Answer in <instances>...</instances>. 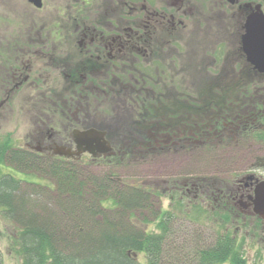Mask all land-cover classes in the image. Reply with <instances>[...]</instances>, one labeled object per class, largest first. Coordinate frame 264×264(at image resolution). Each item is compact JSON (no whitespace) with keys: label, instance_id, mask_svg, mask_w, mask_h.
<instances>
[{"label":"flooded vegetation","instance_id":"flooded-vegetation-1","mask_svg":"<svg viewBox=\"0 0 264 264\" xmlns=\"http://www.w3.org/2000/svg\"><path fill=\"white\" fill-rule=\"evenodd\" d=\"M40 1L37 6L27 0L32 12L24 20L22 17L21 24L10 23L7 18L0 20V109L19 96H30L40 104L32 127L35 135L23 148L16 149L67 163L86 165L108 160L114 151L109 155L87 151L73 154L77 149L74 131L104 132V139L114 150L113 134L119 133L111 125L115 112H130L128 116L135 118L133 127L138 116H168L166 108L164 112L155 109L148 113L144 107L153 93L151 86L159 81L144 78L143 71L156 59H169L173 63L179 57L184 60L181 52L184 44L188 48L186 59L202 65L200 60L204 62L217 44L227 45L231 50L224 55V61L226 64L231 61L233 78L226 77V83L260 86L257 91L263 92L264 72L248 60L241 41L249 22L264 20V0ZM157 3L159 9H155ZM10 26L13 28L8 30ZM70 41L74 43V51L69 49L70 43L67 47ZM57 75L61 83L55 89L53 82ZM217 81L224 82L221 76L214 79V83ZM177 104L181 106V114L171 113L178 119L194 115L195 105L185 110L184 100ZM254 106V125L244 130H251L252 134L262 131L257 126L264 121V102L257 101ZM179 123L180 127L189 128L186 123ZM215 124L213 131H220L225 124L229 128L226 118ZM34 142L37 146H32ZM245 177L248 179L242 180L244 183L237 188L238 192H232L234 195L226 186L214 188L215 198L220 199L224 210L231 211L238 204L251 213L253 200L248 196H253L256 184L264 176L251 172ZM192 182L183 181L182 193L197 189ZM229 197L230 200H223ZM260 222L264 226V221Z\"/></svg>","mask_w":264,"mask_h":264},{"label":"rangeland","instance_id":"rangeland-1","mask_svg":"<svg viewBox=\"0 0 264 264\" xmlns=\"http://www.w3.org/2000/svg\"><path fill=\"white\" fill-rule=\"evenodd\" d=\"M158 7L159 3L156 4L155 9H159ZM31 12L27 6V0H4L0 2V20L2 21L7 18L11 21L10 23L19 24L22 17L24 20L26 15ZM36 13L39 15L47 14V12ZM11 28L13 26L8 27V30ZM184 30L187 32L188 28ZM69 43V49L74 51L73 41L68 42L67 47H69ZM185 49L188 48L184 44L183 49H181L184 60L179 57L173 63L169 59H156L152 66L143 71L144 78L148 77L159 81V83L155 81L156 84L151 86V92L153 91L155 94H150L145 100L144 107L148 109V113L160 107L159 111L164 112L166 108L171 112L181 114V106L175 101L181 103L182 100H189L188 104L195 105V110H199L194 111L191 121L187 120V122L185 116L179 119L181 123L184 122L189 125V128L180 127L179 131L175 132L177 135L175 136L172 134L173 130L171 131V128L166 126V119L163 120L160 122L163 126L157 127L160 129L158 130L159 133L153 134L154 136L160 135L158 138L163 145L159 146L162 147L160 152L148 154L146 160L136 164L117 165L112 168L120 178V183L136 184L143 181L145 187L151 189V192L149 191L152 195L150 197L151 206L158 215L164 211L170 213L174 242L167 239L164 244L166 250L169 246H180L184 250V254L188 256L187 258L193 257L190 254L193 248L213 241L216 236L215 230L220 227V230L222 228L236 236L239 244L242 245L241 250L245 264H264V226L260 222L261 220L264 221V217L254 211V204L251 201V213H246V209H248L246 206L237 204V208L233 206L230 208L234 219L232 218L226 224L215 226L219 220V215L217 216L216 213L222 214L225 210L220 199L215 198V192L212 191L215 187H228L230 193L234 195L238 192L237 188L240 187V184L244 183L242 180L248 179L245 177L248 173L252 172L255 175L262 174L264 176V121H259L261 125L257 126L258 130H262L258 132L261 135L257 132L247 134L248 130L244 131L245 128L249 129L254 125L252 121L256 112L254 105L257 101L264 102V95L261 96L264 93V86H261L263 92L260 93L257 91L260 86L235 84L233 81L231 84L226 83L227 79L233 78L230 72L233 68L230 64L231 61L229 64L224 61V55L231 50L225 44H217L216 50L209 53L204 62L200 60L204 65L197 61L190 63L186 59L187 51ZM189 49L191 48L189 47ZM185 62L189 63V67H186ZM219 76L223 78L224 82L217 81L214 83V79ZM226 77L227 79H225ZM59 83H61V79L57 75L53 87L58 89ZM159 89L161 90L159 91ZM19 97L6 103L7 107L0 109L3 113L0 115V139L8 140L14 147L23 148L24 143L35 135L32 127L34 120L37 119L36 114L40 109V104L32 100L30 96ZM140 99L143 100L144 98L141 97ZM119 112L121 113L115 112L114 117L111 118L112 128L119 132L115 135L120 134L124 138L128 136L131 141H136V138H139L140 144L135 148L138 153H143L146 145H149L152 140L149 137L150 134L147 133L151 131L150 126L153 124L152 120L149 119L151 116H138L141 120H145H140V124L133 127L135 118L131 119L128 116L127 113L130 112L122 110ZM142 113L140 112V114ZM157 116L166 118L165 114ZM138 118L136 121H139ZM225 118L228 120L229 128L225 124L220 131H213L212 127L215 126V121L222 122ZM198 129L200 130L197 131ZM130 130L135 132L130 133ZM201 130H203L202 132L213 133L209 137L212 140L211 144H213L212 147L208 148L211 150L210 152L203 148L189 149L187 147L195 144ZM192 135H194V139H191ZM255 136H261V138H255ZM144 142L148 143L145 144ZM32 146H37V143H32ZM120 147L117 144L116 148L120 149ZM256 162H260V165H255ZM110 165L112 164L108 165L102 162L84 167L94 174L102 175ZM9 169H11L10 165H5L2 168L3 172L12 173ZM29 170L30 167L23 168V171L20 172L13 170V174L25 180H38L42 184L49 183L53 186V180L39 178L35 174H30ZM183 181L184 183L193 181L192 183L197 189L192 188L190 192L182 193ZM253 196H255V189ZM253 196H248L249 200L253 199ZM228 199L230 200V197L223 198V200ZM143 213L149 221L146 227L155 229L156 220L153 219L150 211H143ZM137 219L141 221V218ZM134 220L138 223L136 219ZM142 224L143 222H141ZM10 227L6 218L0 215V251L2 252L3 264H21L20 259L10 247ZM143 257L144 255L140 254L139 258L142 259Z\"/></svg>","mask_w":264,"mask_h":264},{"label":"trees","instance_id":"trees-1","mask_svg":"<svg viewBox=\"0 0 264 264\" xmlns=\"http://www.w3.org/2000/svg\"><path fill=\"white\" fill-rule=\"evenodd\" d=\"M188 103L189 100H184L185 110L192 109L193 105ZM197 110L194 107V111ZM168 112L166 118H149L153 123L151 129L156 131L147 132L152 140L143 153L135 148L140 144L139 138L131 141L128 136L113 134L114 139H118L113 141L114 153L108 158L109 162H103L112 165L102 175L84 167L90 164L42 158L0 139V215L11 226L10 247L21 264H245L242 245L236 236L220 227L215 228L213 241L193 248L190 252L193 257L187 258L180 246H169L166 250V240L174 242L170 213L164 211L158 215L151 206V189L145 187L143 181L120 183L112 168L136 164L146 160L148 154L160 152L162 147L159 146H163L160 135L153 134L159 133L157 127L163 126L160 122L165 119L166 126L177 136L180 118L171 110ZM184 118L191 121L188 114ZM138 119L136 125L140 124L141 119ZM202 131L196 140L198 144L187 146L189 149L197 147L209 151L213 146L209 139L213 133ZM117 144L120 149L116 148ZM5 165L11 166L12 173L3 172ZM29 167L30 174L53 180V186L14 176L13 170L20 172ZM143 211H150L156 220L155 229L146 227L149 221ZM216 215L219 220L215 226L233 218L228 210ZM140 254L144 255L143 261ZM2 258L0 251V264H3Z\"/></svg>","mask_w":264,"mask_h":264},{"label":"water","instance_id":"water-1","mask_svg":"<svg viewBox=\"0 0 264 264\" xmlns=\"http://www.w3.org/2000/svg\"><path fill=\"white\" fill-rule=\"evenodd\" d=\"M29 1L37 6L41 4L40 0ZM249 29L248 34L243 38V50L247 53L250 62L259 68V70L264 71V33L256 40L255 43H253L251 38H255V36L250 34ZM254 46L257 47L256 50L252 49ZM104 136V132L97 131L95 129H89L83 132L75 130L74 141L77 148L75 154H80L86 151L93 155H95L96 152L105 155L110 153L112 148L108 141L104 139ZM252 200L254 204V211L264 217V182L257 185L255 188V196Z\"/></svg>","mask_w":264,"mask_h":264},{"label":"bare ground","instance_id":"bare-ground-1","mask_svg":"<svg viewBox=\"0 0 264 264\" xmlns=\"http://www.w3.org/2000/svg\"><path fill=\"white\" fill-rule=\"evenodd\" d=\"M250 26H251V28L249 29V27H248V29H249V31H250V34H253L254 36H255V38H251V40H252V42L253 43H255L256 42V40L264 33V20L263 19H261L260 20V23H259V21H252V22H250ZM253 45H255V44H253ZM253 50H256L257 49V47H255L254 46V48H252ZM251 49V50H252ZM264 56V55H263ZM257 187V185L255 186V188ZM254 188V189H255Z\"/></svg>","mask_w":264,"mask_h":264}]
</instances>
